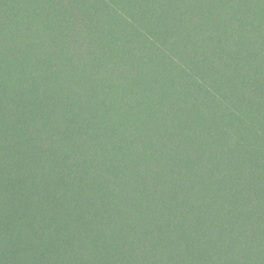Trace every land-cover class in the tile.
<instances>
[{"label": "trees", "instance_id": "1", "mask_svg": "<svg viewBox=\"0 0 264 264\" xmlns=\"http://www.w3.org/2000/svg\"><path fill=\"white\" fill-rule=\"evenodd\" d=\"M84 225L82 264H264V0H0V264Z\"/></svg>", "mask_w": 264, "mask_h": 264}, {"label": "rangeland", "instance_id": "2", "mask_svg": "<svg viewBox=\"0 0 264 264\" xmlns=\"http://www.w3.org/2000/svg\"><path fill=\"white\" fill-rule=\"evenodd\" d=\"M233 80V79H232ZM236 200V204L232 205L231 211L234 213H238L240 217V224L244 226V223L246 220L250 219L251 223L255 225L259 221V217H255L250 215L249 209L247 208L251 203V200L247 196H237L234 198ZM263 219V218H260ZM87 226L84 225V228H76L75 231V238L73 242L71 243L70 241H63V240H56V244L61 246V250L65 248H80V249H85L84 251L82 250H72V255L79 259L78 262H73L74 264H82V262L85 260L86 257H92L93 252L96 250H106L105 246H109L107 242L104 239V229L103 228H86ZM247 229V228H243ZM254 230H258L257 236H255L254 239L256 245L261 249V253L264 254V236L263 238L260 236V230L264 231V228H253ZM262 238V239H261ZM229 241H233L231 237H229ZM233 243V242H231ZM53 249L59 248V246L53 245ZM60 249V248H59ZM134 247H126L124 248V251L126 253H131L134 251ZM62 253H65L64 251H61ZM91 252V256L85 255L89 254ZM58 258V264L65 263L63 259L60 257ZM73 258V257H72ZM71 255L70 259L72 260ZM264 260V257H263ZM82 261V262H81Z\"/></svg>", "mask_w": 264, "mask_h": 264}]
</instances>
